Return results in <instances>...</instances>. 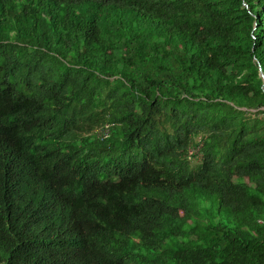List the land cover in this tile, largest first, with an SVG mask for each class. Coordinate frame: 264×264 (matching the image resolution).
I'll return each instance as SVG.
<instances>
[{
	"label": "trees",
	"instance_id": "trees-1",
	"mask_svg": "<svg viewBox=\"0 0 264 264\" xmlns=\"http://www.w3.org/2000/svg\"><path fill=\"white\" fill-rule=\"evenodd\" d=\"M0 264H264V0H0Z\"/></svg>",
	"mask_w": 264,
	"mask_h": 264
},
{
	"label": "clouds",
	"instance_id": "clouds-1",
	"mask_svg": "<svg viewBox=\"0 0 264 264\" xmlns=\"http://www.w3.org/2000/svg\"><path fill=\"white\" fill-rule=\"evenodd\" d=\"M110 134V126L108 124H103L99 128H97L94 132V135L100 140L107 138Z\"/></svg>",
	"mask_w": 264,
	"mask_h": 264
},
{
	"label": "water",
	"instance_id": "water-1",
	"mask_svg": "<svg viewBox=\"0 0 264 264\" xmlns=\"http://www.w3.org/2000/svg\"><path fill=\"white\" fill-rule=\"evenodd\" d=\"M245 6H246V4H244ZM259 75L262 77V79H263V74H262V72L261 71H259Z\"/></svg>",
	"mask_w": 264,
	"mask_h": 264
},
{
	"label": "built area",
	"instance_id": "built-area-1",
	"mask_svg": "<svg viewBox=\"0 0 264 264\" xmlns=\"http://www.w3.org/2000/svg\"><path fill=\"white\" fill-rule=\"evenodd\" d=\"M192 150H189V153L191 152Z\"/></svg>",
	"mask_w": 264,
	"mask_h": 264
}]
</instances>
